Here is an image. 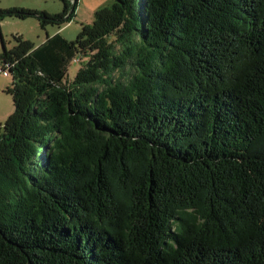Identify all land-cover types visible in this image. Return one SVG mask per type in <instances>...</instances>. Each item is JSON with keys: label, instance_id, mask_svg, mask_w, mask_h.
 <instances>
[{"label": "trees", "instance_id": "obj_1", "mask_svg": "<svg viewBox=\"0 0 264 264\" xmlns=\"http://www.w3.org/2000/svg\"><path fill=\"white\" fill-rule=\"evenodd\" d=\"M60 1L0 22L61 28ZM17 41L0 264H264V0H114Z\"/></svg>", "mask_w": 264, "mask_h": 264}, {"label": "rangeland", "instance_id": "obj_2", "mask_svg": "<svg viewBox=\"0 0 264 264\" xmlns=\"http://www.w3.org/2000/svg\"><path fill=\"white\" fill-rule=\"evenodd\" d=\"M114 0H79L76 15L73 21L61 28L48 25L42 27L37 18L20 20L6 17L0 22V55L4 46L8 51L18 46L17 39L39 47L45 41L60 34L66 41L73 43L82 33L83 27L91 26L95 19V13L100 9L109 7ZM72 2V0H70ZM9 9H23L46 13L48 15H59L64 10V4L60 0H0V11ZM4 42V43H3ZM119 50V48H118ZM84 60L77 59L68 70V80H74L78 71L82 68ZM122 74L117 72L115 80L121 79ZM12 77L0 75V126H4L14 113L13 99L6 93L11 86Z\"/></svg>", "mask_w": 264, "mask_h": 264}, {"label": "built area", "instance_id": "obj_3", "mask_svg": "<svg viewBox=\"0 0 264 264\" xmlns=\"http://www.w3.org/2000/svg\"><path fill=\"white\" fill-rule=\"evenodd\" d=\"M14 67V63L6 62V63H0V75L4 77H10L11 76V70Z\"/></svg>", "mask_w": 264, "mask_h": 264}]
</instances>
